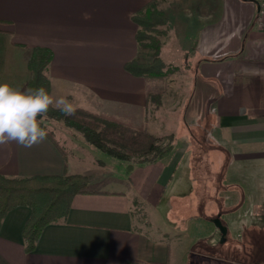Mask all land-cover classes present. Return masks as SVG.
<instances>
[{
    "label": "crops",
    "instance_id": "1",
    "mask_svg": "<svg viewBox=\"0 0 264 264\" xmlns=\"http://www.w3.org/2000/svg\"><path fill=\"white\" fill-rule=\"evenodd\" d=\"M258 1L0 0V83L25 90L29 58L46 47L53 51L51 95L137 123L146 120L147 83L125 64L140 46L132 16L153 2L167 14V37L183 48L177 51L192 54L191 93L180 109L202 131L195 138L182 111L168 133L151 117V132L172 133L175 151L135 163L130 173L79 134L59 136L67 152L58 136L31 148L0 145L7 178L81 174L92 190L73 197L66 218L48 224L32 251L23 235L32 209L9 210L0 225V264H264V75L251 71L264 69ZM138 206L146 219H138ZM214 218L228 229L225 242Z\"/></svg>",
    "mask_w": 264,
    "mask_h": 264
},
{
    "label": "trees",
    "instance_id": "2",
    "mask_svg": "<svg viewBox=\"0 0 264 264\" xmlns=\"http://www.w3.org/2000/svg\"><path fill=\"white\" fill-rule=\"evenodd\" d=\"M132 20L139 27L136 35L139 45L152 50V55L148 61L132 59L125 64V69L146 81L147 99L158 108L162 105L161 98L166 90L168 76L176 71V68H170L161 57L162 41L159 34H166L162 26L168 23V17L151 2L136 12ZM52 59L51 49L34 48L28 61L31 78L26 89L42 86L51 94L52 83L47 70ZM153 82L162 85L158 89H152ZM38 119L50 138L54 137L53 130L48 127L52 120L62 121L67 127L81 132L84 139L94 148L125 163L127 173L133 169L134 162L156 163L175 151L172 135L160 137L147 127L137 126L130 120L91 112L83 107H77L73 116H65L50 107L48 113ZM89 191L92 190L88 189V177L81 174L22 178H7L0 174V225L9 210L21 205L29 206L32 212L24 226L23 235L25 249L32 251L48 224L66 218L73 197Z\"/></svg>",
    "mask_w": 264,
    "mask_h": 264
},
{
    "label": "rangeland",
    "instance_id": "3",
    "mask_svg": "<svg viewBox=\"0 0 264 264\" xmlns=\"http://www.w3.org/2000/svg\"><path fill=\"white\" fill-rule=\"evenodd\" d=\"M168 23L165 26H162V29L166 30ZM168 32H169V30L167 29L165 35L159 34V37L162 41V45L164 44V46L162 48V52H161V57L165 61V63L168 66H170V68H172V69L176 68V71L173 74H170L168 76L166 90L162 94V98H161L162 105L157 108L153 102L149 101V106L147 109V115H146L145 122H142V123L138 122L137 123V122H134L132 120H130V121L137 126H139V125L145 126L148 128L149 131H151L150 130L151 128H149V127L150 126L154 127V125L152 122H151V124H148L147 121H149L151 119V117H152L151 121H153V117H155L156 123H157L155 127L160 128L161 122H157V121L158 120L160 121L162 119L164 122V125H165L164 126V132L168 133L167 130H172L173 127H174V130L176 129L177 123L175 124L174 122L179 119V113L182 111V115H181L182 121L184 122L185 125L190 126L191 130L193 131L194 137L201 140L202 139V131L200 130V128H198L199 126H201V124L197 127V123L194 124V122H192L193 124L190 125L189 124V123H191L190 119H189L190 117H189V114H187V112H186V108L183 109V107H182L183 110L180 109L181 105L182 106L186 105V102L189 99V96L191 93V89L189 88L190 86L186 83L189 80V75L187 74L186 69L191 66L190 64L193 63V62H191L192 61V58H191L192 54L188 51H186V52L181 51L179 53L177 51V49L183 50V48L182 47L179 48V46L172 44L173 39H171L170 36L167 37ZM140 47L141 46H139V52L137 54V59L140 61L150 60L151 55H152V50L145 48L143 46L141 48ZM187 48H188V50H190V47L187 46ZM161 85L162 84L159 82H153V83H151V88L152 89H158L161 87ZM175 106H176V110L174 113H172L170 111V109L174 108ZM159 109L161 111H160V113H157V110H159ZM89 111L95 112L93 110H89ZM95 113H98V112H95ZM158 114H159V116H161V118L156 117V115H158ZM171 114H174V115L172 116ZM114 117H117V118L123 119V120H128V119H125L123 117H118V116H114ZM197 120H198V123L202 122L201 119H197ZM48 127L53 130L54 136H58V139L61 141L66 152L68 150V146L65 143H63V140H61L62 138L60 139V137L61 136L62 137L69 136L68 134H79L81 136L83 135L81 132L77 131L76 129L67 127L66 125H64V123L62 121L52 120L51 123H48ZM171 135H172V133H171ZM166 136H168V135H166ZM166 141L167 140H165V142ZM194 152H196L195 153L196 160H197L196 168H197V171L199 173H201L202 169L205 168L201 164V158H202L201 157L202 156L201 147L195 145ZM102 154H104V153H102ZM83 162L88 163V165L91 166V170L97 169V166L93 165L92 160H84ZM135 163H138V162H134V164ZM93 185H96V184H93ZM135 214L137 215L138 219H146L144 214H143L142 209L139 206L135 209ZM217 230L219 231V239H221V232L219 229H217Z\"/></svg>",
    "mask_w": 264,
    "mask_h": 264
},
{
    "label": "clouds",
    "instance_id": "4",
    "mask_svg": "<svg viewBox=\"0 0 264 264\" xmlns=\"http://www.w3.org/2000/svg\"><path fill=\"white\" fill-rule=\"evenodd\" d=\"M243 73H249L244 67ZM264 75V69L251 70ZM50 107L65 116H73L76 107L66 97H54L44 87L21 90L8 83H0V145L15 142L31 148L47 138V131L38 118L44 117Z\"/></svg>",
    "mask_w": 264,
    "mask_h": 264
},
{
    "label": "built area",
    "instance_id": "5",
    "mask_svg": "<svg viewBox=\"0 0 264 264\" xmlns=\"http://www.w3.org/2000/svg\"><path fill=\"white\" fill-rule=\"evenodd\" d=\"M258 13H257V26L259 28H264V0L258 1Z\"/></svg>",
    "mask_w": 264,
    "mask_h": 264
},
{
    "label": "water",
    "instance_id": "6",
    "mask_svg": "<svg viewBox=\"0 0 264 264\" xmlns=\"http://www.w3.org/2000/svg\"><path fill=\"white\" fill-rule=\"evenodd\" d=\"M212 221L221 232V241L225 242L228 232L227 227L222 223L220 218H214Z\"/></svg>",
    "mask_w": 264,
    "mask_h": 264
}]
</instances>
